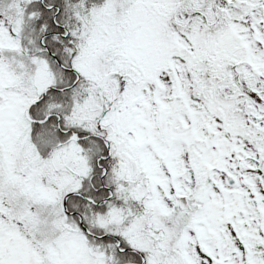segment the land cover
Returning <instances> with one entry per match:
<instances>
[{
  "label": "snow or ice",
  "instance_id": "obj_1",
  "mask_svg": "<svg viewBox=\"0 0 264 264\" xmlns=\"http://www.w3.org/2000/svg\"><path fill=\"white\" fill-rule=\"evenodd\" d=\"M0 264H264V0H0Z\"/></svg>",
  "mask_w": 264,
  "mask_h": 264
}]
</instances>
